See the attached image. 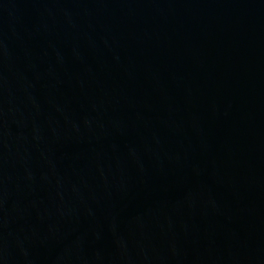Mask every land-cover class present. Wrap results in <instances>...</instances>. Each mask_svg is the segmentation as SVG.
Here are the masks:
<instances>
[{
    "label": "water",
    "instance_id": "1",
    "mask_svg": "<svg viewBox=\"0 0 264 264\" xmlns=\"http://www.w3.org/2000/svg\"><path fill=\"white\" fill-rule=\"evenodd\" d=\"M0 264H264V0H0Z\"/></svg>",
    "mask_w": 264,
    "mask_h": 264
}]
</instances>
